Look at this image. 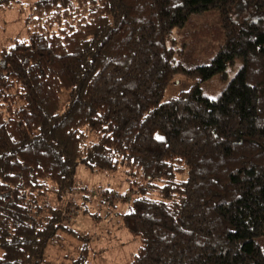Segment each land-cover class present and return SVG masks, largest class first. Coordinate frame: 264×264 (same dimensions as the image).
Here are the masks:
<instances>
[{"label":"trees","instance_id":"trees-1","mask_svg":"<svg viewBox=\"0 0 264 264\" xmlns=\"http://www.w3.org/2000/svg\"><path fill=\"white\" fill-rule=\"evenodd\" d=\"M24 1L0 0L28 34L0 51V264H47L58 234L86 264L89 239L65 223L81 169L126 175L125 195L90 197H134L127 264H264V18L229 17L237 3L264 16V0ZM214 13L223 42L189 68L198 19ZM180 77L190 86L166 97Z\"/></svg>","mask_w":264,"mask_h":264},{"label":"rangeland","instance_id":"rangeland-1","mask_svg":"<svg viewBox=\"0 0 264 264\" xmlns=\"http://www.w3.org/2000/svg\"><path fill=\"white\" fill-rule=\"evenodd\" d=\"M29 0H25L27 3ZM244 5L234 4L231 9L230 18L236 22L244 20L248 15L256 19L257 16L264 18L263 15L251 14L247 12ZM222 17L218 13L203 15L199 17L196 24L197 29H202L204 33L196 35V43L193 54H188L185 64L187 67L207 65L211 59L217 54L222 44L223 36L220 38V30L222 32ZM190 25L185 27L186 32L191 30ZM206 30V31H205ZM178 31L174 34L177 40L180 35ZM178 37V38H177ZM28 38V34L24 27V21L17 14L15 9L5 10L0 13V51L9 47L12 41ZM179 40V39H178ZM206 49V51H203ZM240 60H236L232 66L226 70V76L221 78L217 76L201 85L203 94L210 98L216 99L221 92L227 87L229 82L234 78L235 74L241 68ZM175 86L168 89L166 97L176 96L178 93L187 90L190 83L180 77ZM76 189L79 195H73L69 199L78 206L79 210L70 213V223L68 225L78 235L86 236L89 239V255L86 264H127L131 254L137 248L138 243L129 237L120 226V217L127 213L130 209V203L134 197L129 195V201L119 203L115 201L113 205L106 202L100 197H90V194L109 190L113 196L125 195L128 193L129 183L125 173H104L90 172L81 169L76 175ZM84 190V191H82ZM103 195V194H102ZM83 197H86L82 200ZM50 204L57 207L55 198L50 197ZM60 205V204H59ZM58 245L50 246L46 256L47 264H72L79 257L82 243L75 236L66 234H58Z\"/></svg>","mask_w":264,"mask_h":264}]
</instances>
